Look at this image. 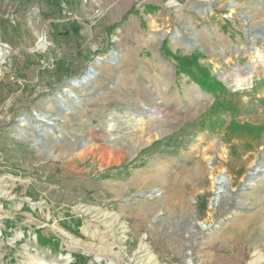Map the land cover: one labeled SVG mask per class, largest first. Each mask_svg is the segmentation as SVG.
Returning a JSON list of instances; mask_svg holds the SVG:
<instances>
[{
  "label": "rangeland",
  "instance_id": "rangeland-1",
  "mask_svg": "<svg viewBox=\"0 0 264 264\" xmlns=\"http://www.w3.org/2000/svg\"><path fill=\"white\" fill-rule=\"evenodd\" d=\"M0 45V264H264V0H0Z\"/></svg>",
  "mask_w": 264,
  "mask_h": 264
},
{
  "label": "trees",
  "instance_id": "trees-1",
  "mask_svg": "<svg viewBox=\"0 0 264 264\" xmlns=\"http://www.w3.org/2000/svg\"><path fill=\"white\" fill-rule=\"evenodd\" d=\"M163 48H165V52L176 62L177 75L183 74L188 76L189 79L197 83L202 90L213 95L214 100L205 113L207 118L211 119L221 114H230L234 116L238 113L239 109L234 106L231 101L220 97V95L226 92V87L200 62V59L203 57L202 53L195 49L188 55L173 54L164 45ZM226 130L229 137L238 136L243 133V131L251 132L258 136L264 130V125L239 123L231 118L227 124Z\"/></svg>",
  "mask_w": 264,
  "mask_h": 264
},
{
  "label": "bare ground",
  "instance_id": "bare-ground-1",
  "mask_svg": "<svg viewBox=\"0 0 264 264\" xmlns=\"http://www.w3.org/2000/svg\"><path fill=\"white\" fill-rule=\"evenodd\" d=\"M41 37L40 41H37L36 45L37 47L39 48H44L46 46V40H45V37H43L42 35L39 34L38 36V39ZM9 51V47L8 46H5V45H0V63L3 61L4 57L6 56V54L8 53ZM253 52H256V50L254 49ZM257 54V52H256ZM255 54V55H256ZM91 73H95V72H91V71H88L86 72L82 79L80 81H77L75 82V80L71 83V85H76L77 83H79L81 86H83L84 84H86L90 79H92L94 77L93 74ZM65 91V96L67 97H71L72 96L70 94H74V92L70 89V88H65L64 89ZM63 97V96H61ZM74 97V96H73ZM37 118L40 120V121H49L51 124H55L54 123V119H52L51 117H55L56 116H52L48 113H39V114H36ZM25 121V119H24ZM51 126H47L45 127V130L44 131H41V133H45V131H49L51 129ZM257 171V170H256ZM256 171H253L251 172L248 176H247V184H251L253 182V177L252 174H254ZM229 183L226 180L223 179V177L221 176H217L215 179H214V192H215V197H214V201L215 202H218L219 199H221L222 197V192L224 193H228L229 192ZM198 226H202L200 223H197V221L194 219V217H192V223H191V227L198 230Z\"/></svg>",
  "mask_w": 264,
  "mask_h": 264
},
{
  "label": "water",
  "instance_id": "water-1",
  "mask_svg": "<svg viewBox=\"0 0 264 264\" xmlns=\"http://www.w3.org/2000/svg\"><path fill=\"white\" fill-rule=\"evenodd\" d=\"M42 36H43V35H42ZM43 37H44V36H43ZM40 39H41V37L38 39V41H40ZM88 71L95 72L94 69L89 68V69H87V70L85 71V73L88 72ZM85 73H84V74H85ZM82 77H83V76L78 77L77 80H76L75 82L80 81V80L82 79ZM76 85H80V84L77 83ZM51 118H52V119H56L55 117H51ZM45 122H46L47 124H50L49 121H45ZM220 176L223 177L224 180H226L225 175H220ZM246 185H247V183H246Z\"/></svg>",
  "mask_w": 264,
  "mask_h": 264
}]
</instances>
